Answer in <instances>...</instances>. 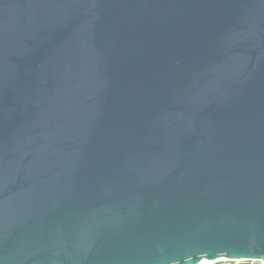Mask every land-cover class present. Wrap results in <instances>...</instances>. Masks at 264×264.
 Instances as JSON below:
<instances>
[{
	"label": "water",
	"instance_id": "95a60500",
	"mask_svg": "<svg viewBox=\"0 0 264 264\" xmlns=\"http://www.w3.org/2000/svg\"><path fill=\"white\" fill-rule=\"evenodd\" d=\"M264 264V0H0V264Z\"/></svg>",
	"mask_w": 264,
	"mask_h": 264
},
{
	"label": "built area",
	"instance_id": "2783aa9c",
	"mask_svg": "<svg viewBox=\"0 0 264 264\" xmlns=\"http://www.w3.org/2000/svg\"><path fill=\"white\" fill-rule=\"evenodd\" d=\"M241 262H247V261H240V260L238 261H218L214 264H231V263H241ZM203 264H206V263H203Z\"/></svg>",
	"mask_w": 264,
	"mask_h": 264
},
{
	"label": "crops",
	"instance_id": "0c3cea01",
	"mask_svg": "<svg viewBox=\"0 0 264 264\" xmlns=\"http://www.w3.org/2000/svg\"><path fill=\"white\" fill-rule=\"evenodd\" d=\"M231 264H263V263L260 261H247V262L231 263Z\"/></svg>",
	"mask_w": 264,
	"mask_h": 264
}]
</instances>
